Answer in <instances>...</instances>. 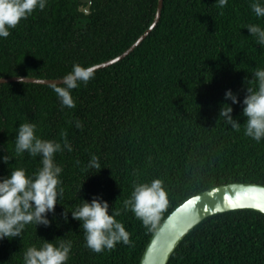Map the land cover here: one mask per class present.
<instances>
[{
	"label": "trees",
	"instance_id": "obj_1",
	"mask_svg": "<svg viewBox=\"0 0 264 264\" xmlns=\"http://www.w3.org/2000/svg\"><path fill=\"white\" fill-rule=\"evenodd\" d=\"M253 0H163L156 26L121 60L94 70V78L72 91L75 108L62 107L53 86L19 81L0 84V156H15L16 128L37 124V134L59 141L65 132L72 151L56 153L64 193L50 224L26 225L21 237L0 239V264H23V253L43 240H71L67 264H139L152 233L189 197L231 182L264 185V140L244 135L243 104L225 101L231 89L243 99L247 80L264 67V45L246 26L259 24ZM48 0L0 38V77L61 78L74 63L92 66L121 54L150 25L158 0ZM222 102L241 123L236 131L218 118ZM79 120L81 128L75 126ZM5 150V151H4ZM95 154L101 169L85 166ZM40 158L0 162V177L23 167L28 174ZM160 178L168 206L149 230L123 211L133 185ZM82 184L80 190L79 186ZM99 194L120 210L132 246L94 253L70 211ZM69 211L67 221L61 213ZM167 264H264V213L253 209L204 218L180 241Z\"/></svg>",
	"mask_w": 264,
	"mask_h": 264
},
{
	"label": "clouds",
	"instance_id": "obj_2",
	"mask_svg": "<svg viewBox=\"0 0 264 264\" xmlns=\"http://www.w3.org/2000/svg\"><path fill=\"white\" fill-rule=\"evenodd\" d=\"M48 0H0V38H7L11 30L26 20L34 11H43ZM217 6L223 9L228 0H216ZM257 18H264V0H253L250 5ZM250 36L255 38L258 45H264V27L259 24L246 26ZM94 78V69L74 63L71 70L63 76L62 86H53L62 107L75 108L72 91L81 84L86 85ZM20 83H25L23 77H18ZM225 101L232 104L242 103V115L246 117L244 135L260 142L264 140V67H257L252 72V78L247 80L246 95L242 101L231 90L224 92ZM232 106L222 102L218 118L224 124L239 131L241 123L231 115ZM75 126L81 128L79 120ZM67 150L72 146L65 132H61L59 141L44 139L37 134V124L31 121L20 123L16 128L14 139L15 156L5 154L0 156V162L7 164L10 158L23 156L26 152L31 157H39L41 166L28 174L23 167L11 170L7 176L0 177V239L20 236L26 225L34 224L48 226V213L55 211L64 193L61 173L62 166L55 162L56 153ZM99 171V158L93 154L85 166ZM82 184L79 186L80 190ZM82 203L70 211L71 217L79 221L83 228L85 246L94 253H102L115 249L117 244L132 246L131 233L126 230L123 222L117 217L120 210L111 209L109 203L99 194H94L91 200L80 199ZM168 206L167 192L160 178L136 183L130 196L123 201V211H131L141 221L143 226L151 230L160 221L162 213ZM69 211L61 213L65 222ZM73 248L71 240L60 239L56 243L43 240L40 246L31 245L23 253V264H67Z\"/></svg>",
	"mask_w": 264,
	"mask_h": 264
},
{
	"label": "water",
	"instance_id": "obj_3",
	"mask_svg": "<svg viewBox=\"0 0 264 264\" xmlns=\"http://www.w3.org/2000/svg\"><path fill=\"white\" fill-rule=\"evenodd\" d=\"M80 1L86 5L79 9L88 13L92 0ZM162 4L163 0H158L154 19L128 48L121 54L91 67L94 70L107 67L134 50L156 26L160 18ZM18 77H23L25 82L41 84H61L63 78L0 77V84L19 81ZM245 208L264 213L263 184L231 182L214 186L189 197L173 209L154 230L144 248L139 264H167L180 241L204 218L219 212Z\"/></svg>",
	"mask_w": 264,
	"mask_h": 264
}]
</instances>
